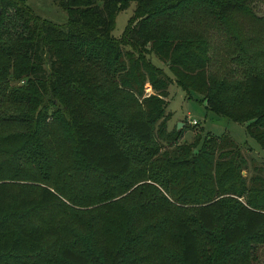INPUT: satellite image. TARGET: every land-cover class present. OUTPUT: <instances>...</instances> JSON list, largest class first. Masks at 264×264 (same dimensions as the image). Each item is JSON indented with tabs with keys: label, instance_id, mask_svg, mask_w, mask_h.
<instances>
[{
	"label": "trees",
	"instance_id": "trees-1",
	"mask_svg": "<svg viewBox=\"0 0 264 264\" xmlns=\"http://www.w3.org/2000/svg\"><path fill=\"white\" fill-rule=\"evenodd\" d=\"M148 1L57 0L67 19L54 26L32 15L23 0H0V16L11 7L26 31L10 35L0 17V255L8 257L0 264H200V250L205 264H251L253 246L264 244V174L246 182L234 142L220 135L206 137L197 154L205 172L193 170L191 182L178 177L147 146L153 128L148 101L138 104L129 76L122 79L109 66L123 47L155 56L168 63L186 96H199L218 118L246 123V135L263 147L264 15L252 12L250 0H173L153 7ZM131 3L136 9L114 39V15ZM164 10L179 13L165 23L198 20L224 34L218 69L199 30L174 43L166 42L164 30L157 37L149 20ZM150 71L153 86V75L167 79L161 70ZM101 83L117 99L113 115L58 121L57 104L71 91L85 110H95ZM120 117L138 143L135 152L123 150L104 123ZM227 194L240 201L231 200L225 213L228 198L220 197ZM91 226L95 234H79ZM91 238L101 249L109 241L118 245L99 260L79 243Z\"/></svg>",
	"mask_w": 264,
	"mask_h": 264
},
{
	"label": "rangeland",
	"instance_id": "rangeland-1",
	"mask_svg": "<svg viewBox=\"0 0 264 264\" xmlns=\"http://www.w3.org/2000/svg\"><path fill=\"white\" fill-rule=\"evenodd\" d=\"M172 1L173 0H149L146 5H151L153 7V5H166L168 2ZM250 1L252 3V12L256 16H263L264 0ZM23 2L32 15L45 20L54 26H64L66 24V14L57 6V0H23ZM172 5L173 4L170 6ZM135 9L136 3H131L128 4L126 9L115 13L114 26L111 32V36L114 39H118L121 36L124 26L132 17V12ZM166 10H164V15H161V12H159L149 20L150 26L155 27V29L157 28V37L159 38L161 30H164L162 34L165 35L166 42L174 43L176 38L184 37L187 39L193 37L199 30V33L202 36L208 38V44L211 45L210 56L212 59L216 60L212 67H214L213 69H218V64L220 63V60H222L221 54H223V52H220L223 47V40L225 39L224 34L221 31L213 29L212 25L211 28H203L202 24L204 23L200 24L198 20H193L190 23L188 20H185L184 23L180 21L181 25H179L178 22V25L169 23L171 20H168L169 22L167 21L165 23L163 20H167L168 17H172L173 15L175 18H178L179 16V13L174 12L173 14H170ZM162 16H164V19ZM0 17L3 20L2 28H5L6 32L10 35L26 34L24 23H22L21 19L15 15L14 10L11 7L5 8L3 15ZM206 20H209V17H207ZM159 23L166 28L163 29L160 26H157ZM231 24L237 27L238 20H232ZM185 27L191 29H185ZM109 66L115 71V73H117L118 77L123 79V77L129 76V85L131 86V84H133L135 87V89L132 90L135 94L133 93L134 95H132L137 100L138 104H141L140 102L144 99L148 101V112L153 120V128L151 135L152 142L147 146L154 148L156 152L154 155L155 159H159V161L167 159L168 165H173L174 168L178 170L176 173L178 177L185 179L187 182H191L194 179L193 170L197 169L205 172V168H203L201 162H199V159L197 158V154L203 150L205 138L209 136L218 137L224 135L223 137L225 139L232 143L234 142L233 147L237 148V154H239V157L243 160L240 176L244 177L246 182L253 178L256 180L262 179L264 174V146L259 147L246 135V123H235L226 121L220 117L218 118L205 109L204 103L199 96H186L185 93L174 84L172 76H170L166 70V68H169L168 63H162L155 56L148 57L135 48L123 47L119 59L116 62L113 61V64H109ZM156 68L161 70L167 76V79L162 75H153L151 77L152 81H155L153 86L149 79L148 72H151L150 69L157 70ZM110 88V85L104 86V83H101V86L95 90L96 95L94 98L99 102L95 110H92L90 107H86L87 109L85 110V104H82L80 95L75 91L67 93L64 97V103L62 105L57 104V109L60 110L61 114V116L58 115V121L72 124L84 118V114L93 115L99 113L108 116L113 115L114 104L117 99L109 96ZM54 105L56 106V103H54ZM62 106L66 107L67 112L62 111ZM155 107L157 108V113H154V115L152 112L155 110ZM119 112V116L123 117L124 114L122 110ZM126 116L127 114L125 117ZM121 117L117 120H104V123L108 129L111 130L113 136L117 139L123 150L135 152L134 146H138V143L128 132L124 131L120 124ZM177 124H179L178 128H176ZM60 135L62 136L61 133ZM166 136L171 137L172 140H165ZM68 138L71 137L69 136L67 139ZM232 152L234 153L233 150ZM228 158L229 156L224 159ZM220 198H228V206L225 209V213L230 208L231 200L240 201V199L234 198L232 195L228 194L222 195ZM114 216H111V219H115ZM13 217L18 218L19 216L14 215ZM222 223L223 222H220L219 227L215 230L220 229ZM106 228L110 227L106 226ZM89 231H93L95 234L97 230L91 226L88 230L82 231L79 234L85 236L84 234ZM92 238L88 241L84 239L79 243H84L83 246L86 247L85 250H88L91 247L95 251L93 256L99 260H104L114 251L110 250L104 254L106 249L118 245L109 241V246L104 244V247L101 249ZM213 238L215 246L220 248V246H218L220 244L218 232L214 233ZM253 247L252 257L254 258V261L251 264H264V244ZM201 253L200 250V264H205L203 256L201 259ZM176 255L177 251H173V256ZM7 260L8 257L0 255V262H8Z\"/></svg>",
	"mask_w": 264,
	"mask_h": 264
},
{
	"label": "water",
	"instance_id": "water-1",
	"mask_svg": "<svg viewBox=\"0 0 264 264\" xmlns=\"http://www.w3.org/2000/svg\"><path fill=\"white\" fill-rule=\"evenodd\" d=\"M178 127H179V124H177L176 128H178Z\"/></svg>",
	"mask_w": 264,
	"mask_h": 264
}]
</instances>
